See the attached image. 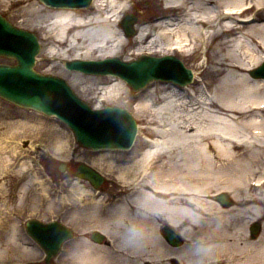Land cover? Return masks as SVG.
<instances>
[{
	"label": "bare ground",
	"instance_id": "1",
	"mask_svg": "<svg viewBox=\"0 0 264 264\" xmlns=\"http://www.w3.org/2000/svg\"><path fill=\"white\" fill-rule=\"evenodd\" d=\"M0 1L20 5L13 17L40 32L45 54L61 66L69 60L117 57L128 44L120 19L127 17L122 14L132 0H92L79 9H52L38 0ZM162 2L175 17L137 25L128 54L163 56L177 50L195 56L198 51L194 58L202 59L197 64L207 71L194 64L188 68L191 84L154 81L136 93L132 113L143 123L139 142L126 155L107 151L96 158V168L112 183V197L87 182L76 186L89 197L84 202L74 198L73 213L84 219V228L103 232L107 243L91 242L83 231L64 256L70 264H172L173 258L190 264L192 241L207 237L215 244L207 264H264V80L251 74L264 61V18L249 14L264 10V0ZM58 74L70 85L91 86L97 107L130 93L113 75L85 76L64 66ZM67 166L61 164L59 172ZM32 181L36 210L47 196L38 177L21 182L18 201L25 200ZM221 194L230 204L220 202ZM161 221L186 237L184 246L172 248L163 241ZM259 221L254 238L249 228ZM134 226L141 235L125 244L123 234ZM16 236L12 225L7 239L19 241ZM4 255L0 247V259Z\"/></svg>",
	"mask_w": 264,
	"mask_h": 264
},
{
	"label": "rangeland",
	"instance_id": "2",
	"mask_svg": "<svg viewBox=\"0 0 264 264\" xmlns=\"http://www.w3.org/2000/svg\"><path fill=\"white\" fill-rule=\"evenodd\" d=\"M19 6L20 5L10 6V2L0 1V13L13 25L29 30L38 36L42 45L34 69L42 74L59 76L69 83V78L58 74L64 65L61 66L57 60L52 61V58L45 54V40H43L40 32L36 28L32 29L29 27L27 23H22V18L20 16L14 18L13 12L15 13L16 8ZM168 13L162 0H132V2L126 4V12L122 14V16L132 14L136 16L137 23L140 25L143 23L154 24L156 20L165 18ZM249 14L256 15V19L264 18L263 9L250 10ZM132 46L133 40L129 39L127 46L119 55V58L122 60L137 58L138 56L135 54H128ZM171 54L183 61L186 68L191 69L195 64L194 66H196L198 71H203L206 67L205 64H203L202 67L198 66L197 63L202 62V59L196 61L197 59L194 58L197 56L198 51L195 56H189L177 50H174ZM153 56H159V54H154ZM0 63L13 64L14 61L0 57ZM205 70L207 71V68ZM205 73L206 72H202L203 76ZM205 79L207 80L206 77ZM71 88L91 107L103 108L106 106H116L125 109L134 117L137 126L143 127L141 118L132 113V109L135 106L136 94L130 89V93L121 100L105 102L100 107H97L93 99L91 86L85 83L80 84L79 82L75 86L71 85ZM20 122H24V125H22L19 130L16 129L18 132H15V128ZM139 140L140 137L137 131L136 139L131 149L135 147V144L139 142ZM107 151H114L113 153H116V155H126L129 150L104 149L91 151L85 149L75 142L72 132L55 116H46L29 109H23L0 99V242L1 244L5 243L4 246L8 245L7 248H4V251L8 252L6 263H30L34 258L41 256L40 251H37V253L29 252V244L25 243L28 240H26L25 232L22 228L25 220L31 217L41 218L42 220L61 218L63 217L61 211L70 212L73 210L72 207L74 208V206L76 207L78 205V202L75 201L74 198H79L84 202L87 197H89L86 192L80 194L81 190H77L76 187L77 182L79 186L86 184L85 181H80L73 177V172L78 163L82 162L94 167V169L104 177V182L100 189H102L105 192L104 194H107L108 197H112L110 194H112L114 189L110 188L112 184L111 181L106 178L104 171H100L96 168L97 156L101 154L105 155ZM65 162L68 163L69 167L68 172L63 174L59 172V167ZM45 163L50 164V170L52 171L51 176L47 174ZM21 164L27 165V169L21 168ZM34 176L45 182L47 190V196L43 197V200L35 208L36 210H33L32 206V195L34 194L33 189L35 188L34 181H32L30 187L31 191L25 195V200L21 201V203L18 201L19 194L16 195L18 185L16 190L13 189L16 184H19L18 181L21 182L25 178H33ZM79 195H83V198H80ZM48 198L53 200L52 204L46 203V199ZM66 220L72 228L73 226H79V228L76 229L77 234H80V231L81 233L84 231V233H86L84 235L87 239L93 231L103 234V232H100L96 227L85 226L86 228H84V219L75 214H69ZM259 223L261 224L260 221ZM12 225L17 229L16 238L19 239V244L7 239L9 235L8 231L11 230ZM83 228L84 230H81ZM24 238L25 240H23ZM105 241H107L106 236ZM102 244H104V242ZM71 247H67L68 253L73 249ZM71 261L72 259L69 258V255H66L65 264H70Z\"/></svg>",
	"mask_w": 264,
	"mask_h": 264
},
{
	"label": "water",
	"instance_id": "3",
	"mask_svg": "<svg viewBox=\"0 0 264 264\" xmlns=\"http://www.w3.org/2000/svg\"><path fill=\"white\" fill-rule=\"evenodd\" d=\"M40 1L52 8H82L87 7L92 0ZM134 22V17L123 20L121 25L127 36L133 35ZM38 52V40L33 33L12 26L0 15V56L15 60L13 65L0 64V98L47 116H57L73 132L75 141L84 148H130L137 130L131 114L118 107L92 110L64 80L34 70ZM65 67L85 74H114L126 81L134 91L156 79L169 80L181 86L192 81L191 71L174 56H142L131 62L117 58L100 61L74 60L65 62ZM251 74L256 78H264V62ZM76 175L88 180L94 187H98L103 181L102 176L83 164L78 167ZM219 200L223 205L229 204L224 196ZM37 227L27 223V230L34 237L37 234L32 229ZM258 231L259 225L255 224L252 233L257 234ZM61 232L66 235L65 231ZM167 236L169 239L176 238L170 234ZM36 239L38 240L37 237ZM44 248L48 253L45 245Z\"/></svg>",
	"mask_w": 264,
	"mask_h": 264
},
{
	"label": "flooded vegetation",
	"instance_id": "4",
	"mask_svg": "<svg viewBox=\"0 0 264 264\" xmlns=\"http://www.w3.org/2000/svg\"><path fill=\"white\" fill-rule=\"evenodd\" d=\"M45 166L47 167V174H49V176H51L52 171L50 170V164L45 163ZM68 167L69 166H67L66 171H64L65 173L68 172ZM73 175H74V172H73ZM61 214H63V217L57 218L56 220H58L60 223L66 225V226H69L72 229V231H73L72 239L73 238L75 239L76 238L75 232L77 231L76 229H78L79 226H73V228H72V226L66 220V219H68V215L69 214H74L73 211H70V212L69 211H67V212L61 211ZM169 225L167 224L166 221H161V226L158 228L159 235L161 236L163 241L169 247H172V248H179V247L184 246V244L186 243L185 242L186 241V237H184L183 235L181 236L180 235V231L177 228H173L171 225L170 226ZM56 234H57V232L51 233V236H53V241H58L59 239H61V235L58 234L56 236ZM167 234L174 235L176 238L169 239ZM41 238L44 239V242H46L48 240V238H50V236H47V237L46 236H42ZM89 239L93 240L92 239V234L89 236ZM30 243L33 245L32 248L35 249L34 253H37V251H40L41 252V256H38V257L34 258L30 263H26V264H65V262H64L65 261V257H63V256H64V254L67 251L66 248L67 247L69 248V247H71V245H73V244H71L70 240L64 241V243L61 246L60 253L58 255H56L55 257H53V255L47 256L44 252H42L41 249L39 248V246L36 243L32 242V240H31ZM174 244H178V245H174ZM5 261L6 260L3 259L0 264H11V263H6ZM179 263H180V261H178L177 259H175V258L172 259V264H179ZM145 264H147V263H145Z\"/></svg>",
	"mask_w": 264,
	"mask_h": 264
},
{
	"label": "clouds",
	"instance_id": "5",
	"mask_svg": "<svg viewBox=\"0 0 264 264\" xmlns=\"http://www.w3.org/2000/svg\"><path fill=\"white\" fill-rule=\"evenodd\" d=\"M141 229L139 227H132L127 229L123 234V241L125 244H133L141 235ZM215 250V244L207 237H199L192 241L190 248V255L193 257L190 260V264H207L211 259Z\"/></svg>",
	"mask_w": 264,
	"mask_h": 264
}]
</instances>
